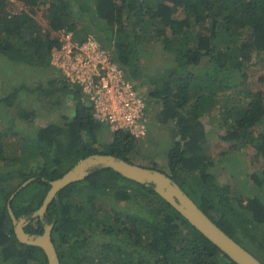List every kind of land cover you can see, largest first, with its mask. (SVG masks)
<instances>
[{"label": "trees", "instance_id": "16d2710c", "mask_svg": "<svg viewBox=\"0 0 264 264\" xmlns=\"http://www.w3.org/2000/svg\"><path fill=\"white\" fill-rule=\"evenodd\" d=\"M17 3L22 9L16 10ZM37 10L46 29L33 15ZM76 14H86L110 42L128 78L140 76L137 54L143 44L153 42L169 57L170 66L156 80L150 78L154 86L148 93L159 99V118L173 121L178 137L164 166L153 162L147 167L170 176L218 227L264 264V74L256 80L262 86L254 88L244 71L252 51L264 57V0H0V56L35 70L57 71L50 57L61 42L52 32H75ZM244 33L247 42L241 41ZM55 89L74 102L70 120L38 126L22 136L19 130L0 128V264H47L40 247L20 243L14 234L7 201L21 182L33 177L25 188L43 189L31 193L35 196H22L20 190L11 199L15 217L27 219L40 206L49 181L80 159L104 153L134 163L135 136L110 131L95 120L79 87L64 82ZM231 89L236 92L227 97ZM16 91L0 101L12 104ZM213 110L223 131L220 138L238 141L262 159L234 189L216 173L226 164L207 153L201 117ZM99 132H111V141L103 144ZM120 203L119 209L115 204ZM47 223L52 224L60 264H236L152 186L108 167H97L62 188L44 216L33 218L24 230L40 234ZM85 226L109 240L93 245V237L79 238ZM73 236L78 239L72 241Z\"/></svg>", "mask_w": 264, "mask_h": 264}, {"label": "rangeland", "instance_id": "374dc122", "mask_svg": "<svg viewBox=\"0 0 264 264\" xmlns=\"http://www.w3.org/2000/svg\"><path fill=\"white\" fill-rule=\"evenodd\" d=\"M14 7L17 8L16 10L22 9V5L18 3L14 4ZM33 15L42 28L46 29L47 22L41 16L39 10ZM75 24V32L60 30L52 33L57 35L60 42H62L61 38H63L62 31L70 32L73 40L76 41H78L77 38H85L88 34L97 35V41L101 46L112 50L110 42L103 38V35L95 27L96 25L86 14H76ZM74 35L77 38L73 37ZM247 40L248 35L244 33L241 41L247 42ZM153 45V42L147 45L143 44L141 51L137 54L140 76L138 79L130 78L136 83L140 93L145 97L148 117L146 134L135 139L136 149L133 161L143 166L152 165L155 162L157 166L162 167L165 165L167 150L178 136L176 135L173 121L163 122L160 120V101L148 93L154 86L150 78L153 77L156 80L158 75L162 74L163 70L171 64L169 57L165 53L158 51ZM150 50L153 52L151 53ZM206 59L203 58L202 64ZM244 71L249 84H252L254 88L261 87V83L256 80L258 76L264 74V57L252 51L250 58L247 59ZM52 80H55L53 85L49 83ZM64 82L67 83L59 70H53L52 72L35 70L29 65L14 64L5 57L0 56V99L8 96L15 88L17 90L12 97V104L0 101V128L10 133L19 130L18 135L22 136L24 132L32 130V128L70 120L74 114V102L71 97L65 96L63 92L55 89V87L63 85ZM50 87H52L53 92H49ZM42 89H47V91H42ZM234 92H236L235 89L227 91V97L234 95ZM85 102L88 103L87 100ZM216 113L217 110H213L212 113L204 114L201 117L208 137L207 153H210L209 155L215 162L226 164V167L217 168L216 173L219 175L220 182H228L234 189V184L237 180L242 177L246 179L251 172L256 171L262 159L260 156L255 155L252 148L238 146V141L221 139L220 136L223 131L218 127V121L215 119ZM258 130L259 127H256L255 131ZM98 135L102 139L103 144L109 143L112 139L111 132H104L103 134L99 132ZM19 144L21 143L13 145L16 148ZM234 161L235 163H232ZM34 170L37 169L35 168ZM25 187L21 189L22 196L29 194L30 196H35V194L31 193H42L43 190L39 185L35 187V191L32 188ZM115 205L119 209L123 207L122 203ZM86 237H90V239L93 237V240H91L93 245L109 240L107 237H102V234L97 230L91 231L85 226V231L79 235V238L83 239ZM76 239L78 237L73 236L71 238L72 241Z\"/></svg>", "mask_w": 264, "mask_h": 264}, {"label": "water", "instance_id": "95a60500", "mask_svg": "<svg viewBox=\"0 0 264 264\" xmlns=\"http://www.w3.org/2000/svg\"><path fill=\"white\" fill-rule=\"evenodd\" d=\"M97 167L111 168L127 179L152 186L154 192L175 208L192 226L199 230L236 264H263L251 252L218 227L181 189L179 184L165 172L104 153H95L80 159L60 177L49 181V189L40 206L27 219H17L15 217L10 201L33 177L22 182L8 198L7 210L12 220L16 239L20 243L40 247L46 256L47 264H60L59 256L51 237L52 224H45L43 232L40 234L28 233L24 230V226L35 217L42 218L47 207L62 188L70 183L84 179L91 170Z\"/></svg>", "mask_w": 264, "mask_h": 264}, {"label": "built area", "instance_id": "2783aa9c", "mask_svg": "<svg viewBox=\"0 0 264 264\" xmlns=\"http://www.w3.org/2000/svg\"><path fill=\"white\" fill-rule=\"evenodd\" d=\"M60 47L51 51L50 63L70 86H77L92 108L95 120L110 131L124 130L135 137L147 132V102L136 83L116 62L113 50L101 46L96 36L73 40L62 31Z\"/></svg>", "mask_w": 264, "mask_h": 264}, {"label": "flooded vegetation", "instance_id": "af4514ba", "mask_svg": "<svg viewBox=\"0 0 264 264\" xmlns=\"http://www.w3.org/2000/svg\"><path fill=\"white\" fill-rule=\"evenodd\" d=\"M18 219V218H17ZM12 221V220H11ZM13 225V224H12ZM25 227V226H24Z\"/></svg>", "mask_w": 264, "mask_h": 264}]
</instances>
